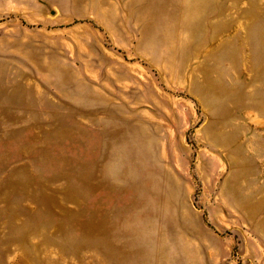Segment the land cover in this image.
<instances>
[{"label": "rangeland", "instance_id": "rangeland-1", "mask_svg": "<svg viewBox=\"0 0 264 264\" xmlns=\"http://www.w3.org/2000/svg\"><path fill=\"white\" fill-rule=\"evenodd\" d=\"M0 264H264V0H0Z\"/></svg>", "mask_w": 264, "mask_h": 264}]
</instances>
